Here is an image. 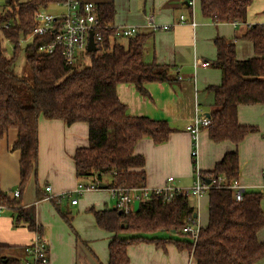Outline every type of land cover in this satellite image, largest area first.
Segmentation results:
<instances>
[{
  "label": "trees",
  "instance_id": "16d2710c",
  "mask_svg": "<svg viewBox=\"0 0 264 264\" xmlns=\"http://www.w3.org/2000/svg\"><path fill=\"white\" fill-rule=\"evenodd\" d=\"M64 0H4L0 11V140L10 130L17 133L11 151H18L20 189L36 174L38 159V120H59L66 125L77 122L88 126V147L75 151L72 159L78 182L94 178L101 183L107 177V188L145 187L144 158L134 154L135 145L151 139L154 145L168 140L173 130L165 120L126 114L116 88L133 85L143 97H149L145 84L174 83L167 65L145 64L142 61L146 37L137 35L125 42L117 41L113 31L115 15L111 2L97 5L101 26V42L96 52L85 51L88 65H66L59 51L50 54L39 47L52 41V35L24 39L33 26L34 15L51 4ZM253 0H199L203 17L220 23H244ZM243 39L252 43L254 56L237 60L235 46L223 38H215V59L211 66L221 73L220 83L210 86L213 110L209 117L208 137L214 143L223 141L238 145L252 126L239 125L237 108L242 105H264V25H254ZM5 43L12 46L7 55ZM21 44L24 47L21 49ZM29 67L31 80L14 72L20 52ZM194 167V162L192 161ZM239 170L236 151L227 153L205 176L237 178ZM207 196V223L199 228L196 242L183 243L195 264H255L264 258V242L257 234L264 229L261 201L264 192L243 194L237 202L228 189L211 188ZM13 198V197H12ZM15 199V198H14ZM193 197L177 193L170 202L152 197L141 203L136 212L123 215L116 209L91 210L97 227L112 235L108 243V264H128L127 247L157 232L187 235L183 228L196 214ZM53 205L57 204L52 201ZM0 205L15 212L14 226L25 225L32 233L42 235L34 222V207L23 208L0 190ZM188 236V235H187ZM178 244V245H179ZM8 245L0 243V264H21L6 255Z\"/></svg>",
  "mask_w": 264,
  "mask_h": 264
},
{
  "label": "crops",
  "instance_id": "0c3cea01",
  "mask_svg": "<svg viewBox=\"0 0 264 264\" xmlns=\"http://www.w3.org/2000/svg\"><path fill=\"white\" fill-rule=\"evenodd\" d=\"M76 1L90 2L96 7L111 2L115 9L113 25L139 27L137 35L146 37L143 63L169 67V73L176 81L170 84H145L149 97L141 96L130 84L118 85L116 94L126 106L127 115L165 120L173 130L163 144L154 145L151 139L145 138L135 145L134 154L144 158L145 187H162L169 177L173 178L177 189H183L185 183L191 187L193 166L190 154L193 139L186 126L194 119L195 106H199L206 116L215 110L213 93L208 90L221 80L220 71L210 64L216 57L214 39L223 38L233 43L237 60L253 57L252 43L243 39V36L251 26L264 25V0H253L255 5L252 2L249 6L246 21L235 24L215 22L203 17L197 0V25L194 28L188 21L178 23L179 15L184 14L188 20L190 17V9L185 0ZM56 5L63 14L65 8L62 3ZM259 7L261 14L254 13ZM148 16H152L156 24L173 26L167 31H154L146 27ZM195 60H201L206 66L198 65L194 68ZM236 116L239 125L252 126L257 131L234 145L228 141L214 143L208 137L207 128H200L197 135L198 167L203 173L212 171L225 154L236 151L239 184L245 188L246 193L263 192L264 105L239 106ZM16 138V131L10 130L0 140V190L12 200L19 201L23 208L34 207V222L47 241L49 264H108V243L112 235L97 227L91 210L115 209L116 198L107 188L110 180L103 178L101 183L105 188L83 194L74 205L61 198L71 194L78 183L72 157L77 149L88 147L87 124L77 122L66 125L59 120L39 117L36 174L21 189L20 154L10 150ZM47 187H50L49 192L46 191ZM15 191L19 192V196L14 199L12 194ZM205 195L193 198L197 217ZM45 196L52 199L45 200ZM207 200L204 201L206 214ZM64 203L69 205L71 212L61 213ZM261 209L264 211V199L261 201ZM72 212L75 215L83 214L85 221L79 224ZM14 214L11 209L0 210V243L9 246L7 256L22 261L25 258L23 248L31 243L34 233L28 231L25 225L14 226ZM151 239L156 241L127 247L128 264H195L188 249L182 246L183 243L177 244L179 239ZM257 239L264 242V229L257 234ZM255 264H264V258Z\"/></svg>",
  "mask_w": 264,
  "mask_h": 264
},
{
  "label": "built area",
  "instance_id": "2783aa9c",
  "mask_svg": "<svg viewBox=\"0 0 264 264\" xmlns=\"http://www.w3.org/2000/svg\"><path fill=\"white\" fill-rule=\"evenodd\" d=\"M196 1L197 0H185L187 7L190 9V17L188 20L184 15H179L178 23L182 24L188 21L192 28L197 25L195 19ZM62 6L65 8V12L60 15L54 16L44 11L37 12L33 18L32 29L24 41L30 42L37 37L51 34L53 36L52 41L48 44L41 45L39 51H44L48 54L54 51H59L64 63L70 65L75 62L77 52L86 49L90 32L93 34V41L96 46L97 43L101 42V34L99 31H101L102 28L99 25L97 7L95 4L90 2H79L76 0H64ZM172 26L173 24H156L152 16H148L146 21V27L154 31H167ZM106 28L113 31V37L117 41H125L129 38L135 37L139 33V27L136 26L106 25L104 29ZM198 65L206 66L201 60H195L194 68ZM210 125V117L206 116L199 106H195L194 119L188 126H186V130L191 134L193 139V146L190 154L191 160L194 162L193 183L191 187L187 189H177L174 186L173 178L169 177L165 184L158 188H111L109 190L116 198L115 209L121 214L126 215L134 211L133 203L135 201L140 205L152 197H160L164 201L170 202L173 200L174 196L181 191L198 199L211 188L231 190L235 201H241L243 194L246 192L245 188L239 184L237 178L227 179L225 176H218L213 179L205 176L198 167L197 135L200 128H208ZM98 185L99 181L95 178L87 183L78 182L71 194H65L61 197H69L71 199L70 204L74 205L77 203V199L73 198L74 196L78 197L87 192L97 191L99 190ZM262 190L264 192V185L262 186ZM46 191L49 192L50 187H47ZM18 196V191L13 192V198H17ZM44 199L51 200L52 198L45 196ZM59 199H57V201ZM2 208L4 207L0 205V210ZM199 228V219L196 216L183 228L182 232L187 234L194 243L198 237ZM23 252L25 258L21 261V264H49L47 241L38 233H34L31 243L23 248Z\"/></svg>",
  "mask_w": 264,
  "mask_h": 264
},
{
  "label": "rangeland",
  "instance_id": "374dc122",
  "mask_svg": "<svg viewBox=\"0 0 264 264\" xmlns=\"http://www.w3.org/2000/svg\"><path fill=\"white\" fill-rule=\"evenodd\" d=\"M4 0H0V6L3 4ZM252 5H255V2L252 3ZM264 5V4H263ZM196 7L197 6V1H196ZM196 7H195V19H196ZM260 10H261V7L257 8L254 13H257V14H261L260 13ZM44 12H47L51 15H57V14H61V8H59L56 4H51L49 5L47 8L43 9ZM184 15V14H183ZM24 47V44H21V49ZM5 49H6V53L7 55H11L12 53V46L9 44V43H5ZM85 51L86 49H83V50H79L77 52V59L75 60L74 62V66L77 67L80 65V63L82 65H88L89 64V58L85 55ZM14 72L16 75H18L19 77L21 78H24L26 80H31V76H30V72H29V67L28 65L26 64V61L24 59V54H23V51L20 52L15 60V63H14ZM184 188L183 189H187L189 186L188 183H185L184 184ZM187 186V187H186ZM99 191V190H98ZM85 195V194H84ZM84 195L82 196H78V197H73V198H76L77 200L80 199L81 197H83ZM62 198V197H61ZM207 198V196L205 195L204 196V199L202 201V204H201V210H199V225H201V227L205 226L206 223H207V214H206V206L204 204V201L205 199ZM63 199H66L68 201L66 202H70V198L69 197H63ZM264 199V198H263ZM65 202V200H63ZM193 202V201H192ZM71 212L70 210V207L69 205H67V203H64L62 205V209H61V213H64L66 214L67 212ZM73 217H76V221L80 224V222L82 221H85V216H83V214H80V215H75V212H72L71 213ZM80 216V217H78ZM63 221V220H62ZM66 224V223H65ZM152 237H158L159 239H163V240H171V238H177L179 239L180 241H184V242H189L191 241V238L187 235H183V234H171L169 232H157L155 234H152V235H147L146 238H152ZM174 240V239H173ZM172 240V241H173Z\"/></svg>",
  "mask_w": 264,
  "mask_h": 264
},
{
  "label": "water",
  "instance_id": "95a60500",
  "mask_svg": "<svg viewBox=\"0 0 264 264\" xmlns=\"http://www.w3.org/2000/svg\"><path fill=\"white\" fill-rule=\"evenodd\" d=\"M86 49L88 52H96L97 51V46L95 45L94 41H93V34L92 32L89 33L88 35V41H87V46ZM99 189L105 188V185L102 183H99ZM139 207V203L137 201H135L133 203V210L134 212H136L138 210ZM118 214H121L120 212H118ZM196 217V214H193V218Z\"/></svg>",
  "mask_w": 264,
  "mask_h": 264
}]
</instances>
